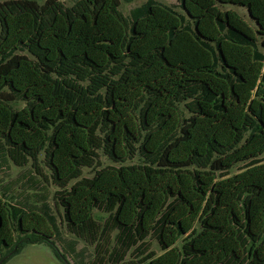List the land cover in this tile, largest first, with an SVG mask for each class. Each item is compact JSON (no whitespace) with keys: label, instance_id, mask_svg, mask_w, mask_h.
Wrapping results in <instances>:
<instances>
[{"label":"trees","instance_id":"16d2710c","mask_svg":"<svg viewBox=\"0 0 264 264\" xmlns=\"http://www.w3.org/2000/svg\"><path fill=\"white\" fill-rule=\"evenodd\" d=\"M178 1L0 0V154L50 179L97 264H264V0ZM56 220L0 195V264L28 243L71 264Z\"/></svg>","mask_w":264,"mask_h":264},{"label":"rangeland","instance_id":"374dc122","mask_svg":"<svg viewBox=\"0 0 264 264\" xmlns=\"http://www.w3.org/2000/svg\"><path fill=\"white\" fill-rule=\"evenodd\" d=\"M75 1L77 0H62L65 6H71ZM147 1L148 0H121L120 8L125 14L130 15L134 8L141 6ZM157 1L181 10L178 0ZM39 2L41 3L43 0H39ZM226 7L237 10L247 21L253 25L255 24L250 18L246 7L232 4H228ZM18 106H21V103H19ZM99 160L102 166L118 164L111 162L102 153H100ZM40 166L43 173L48 175V170L42 162L40 163ZM243 166L244 163L235 165L231 170V174L239 172ZM91 171V169L85 168L83 175L91 176ZM56 189L57 187L50 181V179L44 180L41 176L35 173L30 164L25 166H16L7 158L5 154H0V195H2V197L11 204L19 205L24 209H33L46 203L50 207L51 212L55 214L57 218L56 221L58 227L55 241L64 253H66L70 263L97 264L96 262H93L95 257L94 246L69 233L65 226L59 221L58 211L56 212L55 200L53 198ZM108 240L109 243L113 242L111 238ZM108 242L106 244L107 246L109 245ZM153 249L160 253L159 245L156 242H154ZM4 251L5 250L0 251V256L4 254ZM110 251L111 245L107 247L105 252L107 261L114 259L109 258L111 254ZM130 260H137V250L130 251V253L127 254L125 261L129 262ZM114 261L111 263L107 262V264H115ZM3 264H62V262L54 255L52 249L47 244L28 243L17 253L7 257Z\"/></svg>","mask_w":264,"mask_h":264}]
</instances>
